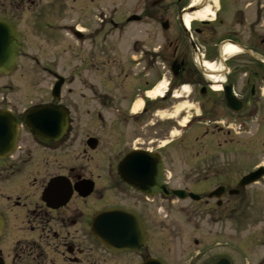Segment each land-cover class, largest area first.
I'll return each instance as SVG.
<instances>
[{
	"label": "flooded vegetation",
	"instance_id": "flooded-vegetation-1",
	"mask_svg": "<svg viewBox=\"0 0 264 264\" xmlns=\"http://www.w3.org/2000/svg\"><path fill=\"white\" fill-rule=\"evenodd\" d=\"M0 21L21 43L0 81L43 90L22 111L14 99L0 103L18 127L0 158V264H264V0H0ZM158 83L166 94L150 101ZM182 105L179 120L155 121ZM45 106L67 116L55 140L26 123ZM189 113V131L226 137L173 139ZM171 148L181 155L177 178ZM135 153L161 158L156 194L123 179ZM147 165L142 184L151 187ZM115 210L142 230L120 234L112 249L102 226L136 227L100 220Z\"/></svg>",
	"mask_w": 264,
	"mask_h": 264
},
{
	"label": "water",
	"instance_id": "water-1",
	"mask_svg": "<svg viewBox=\"0 0 264 264\" xmlns=\"http://www.w3.org/2000/svg\"><path fill=\"white\" fill-rule=\"evenodd\" d=\"M20 48V40L14 29L7 24L0 22V75L8 74L14 67L17 61V53ZM27 125L31 128L34 133L40 134V136L46 140H55L54 132L55 126H60L58 134H62L67 126V116L65 112L59 108L45 107L30 112L27 116ZM18 127L15 120L9 113H0V158L9 154L15 147L17 140ZM157 157V156H156ZM155 156L135 153L129 155L124 161L121 169L123 179L132 187L156 194L157 191H161L160 184L162 183L161 178V161ZM145 164H148V172H153L154 184L150 187L149 185L142 184L145 180L141 178V174L145 170ZM152 166V169H150ZM154 174L156 177H154ZM250 182V181H248ZM134 220L136 227L131 231L127 230L126 225L122 226H102L101 230L105 244L112 249L120 246L117 241L118 237L128 236L132 239L135 238L138 233L140 234L142 228L137 222L136 218L127 212L117 211L108 212L101 216V221L108 220ZM125 221V220H124ZM121 227L123 232L121 233ZM129 227V226H128ZM116 237V238H115ZM134 243L126 240L121 243L122 247L132 246ZM140 245V243H138ZM155 263V262H153Z\"/></svg>",
	"mask_w": 264,
	"mask_h": 264
},
{
	"label": "rangeland",
	"instance_id": "rangeland-1",
	"mask_svg": "<svg viewBox=\"0 0 264 264\" xmlns=\"http://www.w3.org/2000/svg\"><path fill=\"white\" fill-rule=\"evenodd\" d=\"M16 75H17V73H16ZM10 81L11 82L9 84H7L8 83L7 80H1L0 81V103L2 102L4 104V102H3L4 98H5V103L8 100L14 99L15 101L14 100L13 101L17 102V104L19 105V110L22 111L24 108H28L31 105V103H37V102L43 101V99L38 100V98L43 95V93H42L43 90H41V93H38V91L36 89H34L30 92V90H31V89H29L30 83H25V80H17V77L14 80L12 79ZM8 87L11 90L8 89ZM8 90H10V92H8ZM6 93L9 95L7 96ZM184 106L182 105V106L178 107V110H181L180 109L181 107L182 108L184 107L185 109H189L187 104ZM176 109H175V111H176ZM171 114L174 115V112H172ZM162 116H164V115H162ZM193 116L194 115L192 113H189L187 116L185 115V119H184L185 121L184 122L190 121L191 117H193ZM165 119H167V115H166ZM156 120H157V118H155V121ZM176 120H179V118L177 117ZM180 122H181L180 125H182L183 120L180 119ZM205 128H204V126H197L191 132H188L186 134L183 133L180 128H178V131H174V134H173L174 136L172 138L175 139V138L179 137L180 135H182L183 137H189V136L194 135L196 132H198V133L200 132L201 134H204ZM206 133H208V136H209V138L206 139V141H209L210 139L222 140L225 136L224 135L222 137V135H218L217 131L212 130L211 128H209V130ZM175 150H176L175 148H171V150H170V155H169L170 156L169 157L170 162L168 161V168H169V171L171 172V174L175 178H177L179 175V172L181 171V168L179 166V163L181 161V155H180V153H177V151H175ZM175 186L179 187L182 185L181 184L179 185V183H178V184H175ZM185 235L187 237H192L193 236L192 230L191 229L186 230Z\"/></svg>",
	"mask_w": 264,
	"mask_h": 264
},
{
	"label": "bare ground",
	"instance_id": "bare-ground-1",
	"mask_svg": "<svg viewBox=\"0 0 264 264\" xmlns=\"http://www.w3.org/2000/svg\"><path fill=\"white\" fill-rule=\"evenodd\" d=\"M199 18L200 19H204V18H206V15L205 14H201V15H199ZM189 22H190V20L188 19L187 23L189 24ZM235 53H236V51L232 47H227L226 54L228 56H232ZM209 68L213 69L214 67L210 66ZM165 87H166V85L163 83V84L160 85V88H158V89L154 90L153 92L149 93V96L151 97V99H155L156 97H159L160 95H162V91H159V89L165 90ZM140 106H141V103L137 104L136 108L138 109V108H140Z\"/></svg>",
	"mask_w": 264,
	"mask_h": 264
}]
</instances>
